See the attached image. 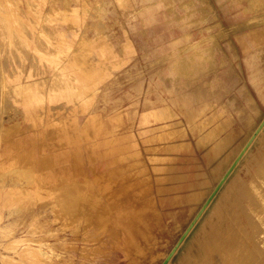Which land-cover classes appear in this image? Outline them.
<instances>
[{
    "label": "rangeland",
    "instance_id": "1",
    "mask_svg": "<svg viewBox=\"0 0 264 264\" xmlns=\"http://www.w3.org/2000/svg\"><path fill=\"white\" fill-rule=\"evenodd\" d=\"M263 121L264 0H0V264H264Z\"/></svg>",
    "mask_w": 264,
    "mask_h": 264
},
{
    "label": "bare ground",
    "instance_id": "2",
    "mask_svg": "<svg viewBox=\"0 0 264 264\" xmlns=\"http://www.w3.org/2000/svg\"><path fill=\"white\" fill-rule=\"evenodd\" d=\"M180 105H181V104H180ZM215 135H216L215 133H209V135H208L207 138L213 139ZM163 136H164V135H163ZM163 136H162V137H163ZM177 148H178V147H177ZM180 148H181V147H180ZM178 149H179V148H178ZM183 149H184V148H183ZM76 166H77V165H76ZM82 166H83V165H82ZM91 167H93V166H91ZM82 169H83V168H82ZM96 169H97V168H96ZM97 170H98V169H97ZM113 170H114V169H113ZM263 171H264V170H263ZM108 172H109V171H108ZM84 173H86V172H84ZM95 173H97V172H95ZM95 173H94V174H95ZM103 173H104V172H103ZM109 173H110V172H109ZM101 174H102V173H101ZM121 174H122V173H121ZM97 175H98V174H97ZM108 175H109V174H108ZM114 175H115V174H114ZM117 175H118V174H117ZM122 175H123V174H122ZM122 175H121V176H122ZM85 176H86V175H85ZM111 176H112V174H111ZM121 176H120V177H121ZM124 176H125V175H124ZM25 177H26V176H25ZM109 177H110V176H109ZM115 177H116V175L114 176V178H115ZM125 177H126V176H125ZM100 178H101V177H100ZM105 178H106V177H105ZM213 178H214V177H213ZM24 179H25V178H24ZM77 179H78V177H77ZM108 179H109V178H108ZM115 179H116V178H115ZM124 179H126V178H124ZM109 180H110V179H109ZM129 180H130V179H129ZM121 181H122V180H121ZM92 182H93V180H92ZM118 182H119V180H118ZM122 182H124V181H122ZM130 182H132V181H130ZM107 183H108V182H107ZM126 183H127V182H126ZM101 184H102V182H101ZM101 184H100V185H101ZM104 184H105V182H104ZM110 184H111V183H110ZM117 184H118V183H117ZM117 184H116V185H117ZM120 184H121V183H120ZM148 184H149V183H148ZM93 185H94V183H93ZM100 185H99V186H100ZM107 185H108V184H107ZM124 185H125V182H124ZM97 186H98V185H97ZM112 186H113V185H112ZM117 186H118V185H117ZM121 186H122V185H121ZM126 186H127V185H126ZM122 187H123V186H122ZM122 187H120V188L123 189ZM129 187H130V185H129ZM102 188H103V187H102ZM106 188H107V187H106ZM106 188H105V189H106ZM113 188H117V187H113ZM113 188H111V189H113ZM105 189H104V190H105ZM124 189H125V191H126L127 188L124 186ZM130 189H132V185H131V188H130ZM90 190H91V189H90ZM100 190H101V189H100ZM118 190H119V189H118ZM128 190H129V188H128ZM102 191H103V189H102ZM111 191H112V190H111ZM96 192H97V189H96ZM123 192H124V191H123ZM123 192H121V194H122ZM129 192H130V190H129ZM147 192H149V190H148ZM186 192H187V191H186ZM91 193H92V191H91ZM98 193H99V192H98ZM124 193H125V192H124ZM178 193H179V192H178ZM180 193H181V192H180ZM184 193H185V192H184ZM107 194H108V192H107ZM107 194H106V195H107ZM128 194H129V193H128ZM99 195H100V194H99ZM106 195H105V196H106ZM101 196H102V195H100V197H101ZM110 196H111V195H110ZM116 196H117V195H116ZM137 197H138V196H137ZM139 197H140V196H139ZM245 197H247V196H245ZM249 197H251V194L249 195ZM252 197L254 198V196H252ZM252 197H251V200H252ZM140 198H141V197H140ZM247 198H248V197H247ZM80 199H81V198H80ZM99 199H100V198H99ZM93 200H94V199H93ZM138 200H139V199H138ZM251 200H250V201H251ZM256 200H257V199H256ZM72 201H73V198H72V200H69V202H71V204H72ZM147 201H148V200H147ZM149 201H150V200H149ZM69 202H67V203H69ZM84 202H85V199H84ZM86 202H87V201H86ZM73 203H75V202H73ZM137 203H138V202H137ZM147 203H148V202H147ZM151 203H152V201H151ZM251 203H252V202H251ZM112 204H113V203H112ZM134 204H135V203H134ZM149 204H150V203H149ZM83 205H84V204H83ZM107 205H108V204H107ZM114 205H115V204H114ZM138 205H139V203H138ZM152 205H153V204H152ZM238 205H239V204H238ZM71 206H72V205H71ZM96 206H97V205H96ZM134 206H135V205H134ZM140 206H141V205H140ZM142 206H143V205H142ZM87 207H88V206H87ZM87 207H86V208H87ZM110 207H112V206H110ZM233 207H234V206H233ZM240 207H241V206H240ZM242 207H243V206H242ZM74 208H75V207H74ZM81 208H82V207H81ZM106 208H107V207H106ZM140 208H142V207H140ZM140 208H139V209H140ZM87 209H88V208H87ZM90 209L92 210V208H90ZM102 209H103V208H102ZM102 209L100 210V208H99V211L102 212ZM108 209H109V207H108ZM112 209H113V208H112ZM142 209H143V208H142ZM142 209H140L138 212L143 211ZM144 209H145V205H144ZM146 209H147V205H146ZM152 209H153V208H152ZM171 209H172V208H171ZM175 209H176V208H175ZM244 209H245V208H244ZM78 210H80L79 207H78ZM94 210L96 211V208H95ZM137 210H138V209H137ZM241 210H242V209H241ZM145 211H146V210H145ZM157 211H158V210H157ZM62 212H63V215L66 214V213L64 212V209H63ZM143 212H144V211H143ZM151 212H153V211H151ZM141 213H142V212H141ZM156 213H157V212H156ZM231 213H232V212H231ZM246 213H247V212H246ZM84 214H85V213H84ZM99 214H101V213H99ZM237 214H238V213H237ZM82 215H83V213H82ZM85 215H86V214H85ZM92 215H93V213H92ZM92 215H91V216H92ZM137 215H138V214H137ZM102 216H103V214H102ZM107 216H108V215H107ZM140 216H141V215H140ZM151 216H152V214H151ZM153 216H154V214H153ZM245 216H246V215H245ZM249 216H250V215H249ZM67 217H68V215H67ZM82 217H83V216H82ZM86 217H87V215H86ZM146 217H148V215H147ZM247 217H248V216H247ZM69 218H70V217H69ZM93 218H95V217H93ZM250 218H251V217H250ZM250 218H249V219H250ZM74 219H75V218H74ZM81 219H82V218H81ZM81 219H80V220H81ZM97 219L100 220L101 218H97ZM97 219H96V220H97ZM106 219H107V217H106ZM106 219L104 220V222L106 221ZM146 219H147V218H146ZM76 220L79 221L78 218H77ZM87 220H88V218H87ZM93 220H94V219H93ZM109 220H110V218H109ZM134 220L136 221V219H134ZM134 220H133V222H134ZM140 220H141V219H140ZM143 220H144V218H143ZM250 220H251V219H250ZM255 220H256V219H255ZM81 221H83V220H81ZM137 221H138V220H137ZM141 221H142V220H141ZM141 221H140V222H141ZM99 222H100V221H99ZM106 222H107V221H106ZM131 222H132V221H131ZM133 222H132V223H133ZM143 222H144V221H143ZM78 223H79V222H78ZM82 223H83V222H82ZM85 223H86V222H85ZM101 223H102V220H101ZM109 223H110V222H109ZM109 223H108V224H109ZM132 223H131V224H132ZM251 223H253V221H251ZM255 223H256V222H255ZM255 223H254V224H255ZM131 224H130V226H131ZM137 224H138V223H137ZM137 224H136V225H137ZM140 224H141V223H140ZM143 224H144V223H143ZM143 224H141V225H143ZM145 224H146V223H145ZM145 224H144V225H145ZM91 225H92V224H91ZM97 225H98V223H97ZM103 225H105V224H103ZM109 225H110V224H109ZM132 225H133V224H132ZM134 225H135V224H134ZM141 225H140V227H141ZM73 226H74V225H73ZM87 226H88V225H87ZM106 226H107V225H106ZM110 226H111V225H110ZM140 227H139V228H140ZM145 227H146V225H145ZM87 229H88V228H86V230H87ZM108 229H109V228H108ZM141 229H142V228H141ZM258 229H259V228H258ZM73 230H74V227H73ZM106 230H107V229H106ZM138 230H139V229H138ZM103 231H104V230H103ZM136 231H137V230H136ZM133 232H134V231H133ZM133 232H132V233H133ZM140 232H142V231H140ZM140 232H139V233H140ZM136 233H137V232H135V234H136ZM139 233H138V234H139ZM135 234H132V235H133V236H138V235H135ZM139 236H140V235H139ZM142 236H143V235H142ZM128 237L131 238V236H128ZM128 237H127V238H128ZM140 237H141V236H140ZM144 237H145V236H144ZM133 238H135V237H133ZM139 239H140V238H139ZM133 240H134V239H133ZM137 240H138V239H137ZM127 241L129 242V240H127ZM141 241H142V239H141ZM124 242L127 243V242L125 241V239H124ZM127 245H128V244H126L124 247H126ZM144 245H145V244H144ZM119 246H120V245H119ZM144 247H145V246H144ZM121 248H123V247H121ZM145 248H146V247H145ZM145 248H144V250H145ZM124 251H126V250L124 249ZM137 251H138V250H137ZM127 254H128V253H127ZM129 255H130V254H129ZM133 255H135V254H133ZM233 256H234V255H233ZM240 256H241V255H240ZM137 258H138V257H137ZM137 258H136V260H137ZM228 259H229V258H228ZM223 260H224V259H223ZM229 263H231V261H230ZM225 264H226V263H225ZM243 264H244V263H243Z\"/></svg>",
    "mask_w": 264,
    "mask_h": 264
},
{
    "label": "water",
    "instance_id": "3",
    "mask_svg": "<svg viewBox=\"0 0 264 264\" xmlns=\"http://www.w3.org/2000/svg\"><path fill=\"white\" fill-rule=\"evenodd\" d=\"M264 125V121H263V123H262V126ZM232 169H233V167L230 169V171L227 173V175L225 176V177H228V175L230 174V172L232 171ZM225 180V179H224ZM219 188H220V186H219ZM192 226V225H191ZM190 226V228H189V230L188 231H190L191 230V227Z\"/></svg>",
    "mask_w": 264,
    "mask_h": 264
}]
</instances>
